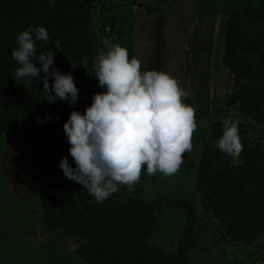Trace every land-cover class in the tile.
<instances>
[{
	"label": "trees",
	"instance_id": "trees-1",
	"mask_svg": "<svg viewBox=\"0 0 264 264\" xmlns=\"http://www.w3.org/2000/svg\"><path fill=\"white\" fill-rule=\"evenodd\" d=\"M94 3L95 0H0V135L18 128L22 114L32 120L30 131L20 134L21 144L31 146L36 155L38 171L30 186L42 200L44 222L49 230L64 229L86 239L77 251L86 263L188 264L181 246L170 256L149 243L157 207L138 199L118 202L113 196L99 204L88 193L73 194L69 179L59 167L61 158L67 157L75 168L63 123L71 111L83 112L93 94L102 91L97 78L89 75L92 60L98 54L91 30ZM231 24L239 29L236 36H243L244 49L238 51L239 60L228 62L234 74V91L226 103L229 107L238 103L236 109L247 118L264 123V6H247L230 13L223 26L229 42L232 39L226 31ZM35 26H45L49 33L50 41L39 42L37 47L39 51L51 50L55 54L50 67L71 72L74 77L79 89V99L74 105L59 98L49 103L42 80L32 79L25 86L11 76L18 67L11 58L17 36ZM54 41H59V49ZM164 47L162 26H158L157 70L163 67ZM82 60L88 61L89 74L80 65ZM72 63L76 64L74 68ZM39 74L44 75L42 71ZM53 80L54 77H49L50 84ZM48 116L52 119L46 120ZM37 117L44 123H38ZM55 119L62 125L55 124ZM233 122L239 126L243 145L240 163L234 166L215 147L223 131L222 121L215 123L201 152L196 189L204 196L205 213L219 222L225 239L251 243L264 232V143L250 141L245 125ZM181 205L187 218L184 236H189L195 226V210L188 201H182Z\"/></svg>",
	"mask_w": 264,
	"mask_h": 264
},
{
	"label": "rangeland",
	"instance_id": "rangeland-1",
	"mask_svg": "<svg viewBox=\"0 0 264 264\" xmlns=\"http://www.w3.org/2000/svg\"><path fill=\"white\" fill-rule=\"evenodd\" d=\"M94 4L91 30L98 51L106 50V40L119 43L141 62L142 70L156 68V34L162 26L165 47L160 70L169 72L188 92L185 103L193 107L197 121L192 150L184 154L180 171L148 176L142 170L139 183L112 196L118 202L138 199L158 208L149 243L170 256L181 246L188 264H264V232L251 243L225 239L219 222L205 213L204 196L196 189L201 152L215 123L230 117L245 125L250 141L264 143V123L247 118L236 109L238 103L233 107L226 103L234 91L228 62L240 59L244 43L233 24L226 31L231 42L223 31L231 12L264 6V0H95ZM20 119L18 128L0 135V264H88L77 253L86 239L64 229L49 230L44 222L42 200L30 186L38 171L36 155L20 139L22 131H30L32 120L25 114ZM54 123L62 125L59 119ZM68 185L73 194L87 193L73 180ZM182 201L195 210L189 236H184L187 218Z\"/></svg>",
	"mask_w": 264,
	"mask_h": 264
},
{
	"label": "clouds",
	"instance_id": "clouds-1",
	"mask_svg": "<svg viewBox=\"0 0 264 264\" xmlns=\"http://www.w3.org/2000/svg\"><path fill=\"white\" fill-rule=\"evenodd\" d=\"M49 41L45 26L29 27L19 33L17 46L11 51L18 67L11 76L25 86L32 79L42 80L49 103L59 98L74 105L79 89L72 73L50 67L55 54L37 47L39 42ZM53 44L59 49V41ZM105 49L94 56L91 74L88 61L80 62L105 90L94 93L83 112L71 111L63 123L75 168L67 157L59 162L63 174L99 204L122 187L131 189L139 183L142 170L148 176L175 175L185 162L184 154L192 150V136L197 130L195 111L185 103L188 92L175 77L164 70H142L141 62L130 57L119 43L106 40ZM49 77H54L51 84ZM37 122L44 120L37 117ZM222 129L215 147L237 166L243 150L239 126L228 117L222 121Z\"/></svg>",
	"mask_w": 264,
	"mask_h": 264
}]
</instances>
